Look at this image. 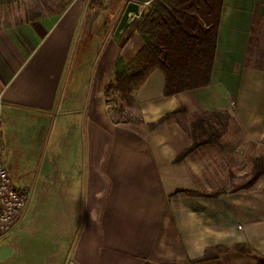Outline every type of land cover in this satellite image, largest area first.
Returning a JSON list of instances; mask_svg holds the SVG:
<instances>
[{
  "label": "crops",
  "instance_id": "crops-1",
  "mask_svg": "<svg viewBox=\"0 0 264 264\" xmlns=\"http://www.w3.org/2000/svg\"><path fill=\"white\" fill-rule=\"evenodd\" d=\"M131 1L140 15L117 42ZM152 1L104 0L114 15L95 54L78 49L94 8L85 0L0 24L5 160L29 190L24 218L0 240V264H195L237 242L264 255V175L241 189L264 156V66L253 45L263 1L224 0L211 84L167 96L155 69L135 92V126L111 114L106 87L118 59L129 63L144 46L138 25ZM203 110L229 111L227 130L178 162L193 144L189 124H149Z\"/></svg>",
  "mask_w": 264,
  "mask_h": 264
},
{
  "label": "trees",
  "instance_id": "trees-1",
  "mask_svg": "<svg viewBox=\"0 0 264 264\" xmlns=\"http://www.w3.org/2000/svg\"><path fill=\"white\" fill-rule=\"evenodd\" d=\"M223 6L224 0L151 2L138 25L144 46L131 62L118 59L113 78L106 87L109 108L117 122L133 123L135 120L117 118L116 111L111 108V94L125 98L129 107L138 108L135 92L157 68L165 75L167 96L211 84ZM173 117L179 118L181 123L180 119L189 123L188 131L193 139V144L177 157L179 162L203 145L219 144L231 113L225 110L180 111L179 114L168 113L149 126L155 128ZM137 122H141L140 118ZM261 175H264L263 156L255 161L252 183ZM188 193L191 192L179 191L176 195ZM249 253L257 260L256 264H264V255Z\"/></svg>",
  "mask_w": 264,
  "mask_h": 264
},
{
  "label": "rangeland",
  "instance_id": "rangeland-1",
  "mask_svg": "<svg viewBox=\"0 0 264 264\" xmlns=\"http://www.w3.org/2000/svg\"><path fill=\"white\" fill-rule=\"evenodd\" d=\"M73 0H0V24L3 25H11L15 22H18L27 17H36L39 14H46L49 10L56 9V6H62V3H69ZM260 15L258 16V20L256 23V29L254 32L253 45L257 47L255 49L260 54V59L258 60V64L260 66H264V0H262ZM85 3L89 4L90 7H94L91 12L87 15L85 19V23L83 25L82 39L79 42V52L80 54H86L94 52L97 48L102 47L103 41V32L106 29V25L111 24L113 13V6L106 5L104 0H85ZM110 27V26H109ZM97 45H96V43ZM85 62V61H84ZM85 64V63H83ZM111 108L116 112L117 118L124 119L131 117L135 120L132 124L135 126L140 125V122H137L140 118V112L137 108H133V106L129 107L126 103L125 98L116 97L111 94L110 96ZM200 112V111H198ZM229 112V111H228ZM182 116V115H181ZM188 124L184 125L188 128ZM185 129V128H184ZM3 130V127H2ZM186 132V131H185ZM190 147V146H189ZM188 147V148H189ZM264 157V156H263ZM254 170V168H253ZM16 175V174H15ZM253 172L252 175L248 178H244L241 182V189L246 188L254 183L253 182ZM18 184V183H17ZM19 185V184H18ZM28 190L27 187H25ZM229 191H237L238 188L234 190V188H227ZM264 191V190H263ZM41 192V191H39ZM44 193V191L42 190ZM223 192V190H222ZM221 192V193H222ZM35 195V193L33 194ZM32 195V196H33ZM212 196L219 195L218 191L213 192ZM264 195V194H263ZM39 202H43V194L39 193L36 195ZM31 197V194H30ZM262 200V197H261ZM229 223H231L229 221ZM242 224V225H241ZM237 229L239 227L243 228V222L238 221L236 223ZM238 252L247 255L248 257H254L249 252V246L246 243H234L231 245H218L212 248H209L202 260H197L195 264H238L235 260L236 258H231V254ZM220 254H222V260L220 259ZM227 254L226 260H223V255ZM255 258V257H254ZM221 260V261H220Z\"/></svg>",
  "mask_w": 264,
  "mask_h": 264
},
{
  "label": "built area",
  "instance_id": "built-area-1",
  "mask_svg": "<svg viewBox=\"0 0 264 264\" xmlns=\"http://www.w3.org/2000/svg\"><path fill=\"white\" fill-rule=\"evenodd\" d=\"M4 107L5 102L0 96V240L7 237L20 224L29 202V190L18 185V179L5 160L2 130Z\"/></svg>",
  "mask_w": 264,
  "mask_h": 264
},
{
  "label": "water",
  "instance_id": "water-1",
  "mask_svg": "<svg viewBox=\"0 0 264 264\" xmlns=\"http://www.w3.org/2000/svg\"><path fill=\"white\" fill-rule=\"evenodd\" d=\"M134 15L131 19V15ZM140 15V10H139V4L137 2L131 1L127 4L120 20L119 23L115 29L114 32V39L117 42H120L121 39L123 38L126 30L131 26L133 20L135 17Z\"/></svg>",
  "mask_w": 264,
  "mask_h": 264
}]
</instances>
